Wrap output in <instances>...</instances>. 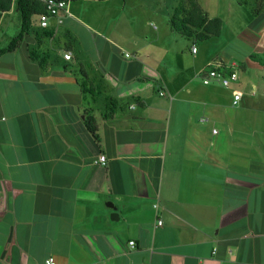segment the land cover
I'll return each mask as SVG.
<instances>
[{
    "label": "crops",
    "instance_id": "1",
    "mask_svg": "<svg viewBox=\"0 0 264 264\" xmlns=\"http://www.w3.org/2000/svg\"><path fill=\"white\" fill-rule=\"evenodd\" d=\"M66 1L0 57V264H264V101L223 133L195 121L200 105L225 114L210 64L244 71L232 96L264 92L247 76L264 77L263 13L223 23L251 51L227 65L169 26L127 22L129 0ZM18 20L19 33L20 14L3 16L0 44Z\"/></svg>",
    "mask_w": 264,
    "mask_h": 264
},
{
    "label": "rangeland",
    "instance_id": "2",
    "mask_svg": "<svg viewBox=\"0 0 264 264\" xmlns=\"http://www.w3.org/2000/svg\"><path fill=\"white\" fill-rule=\"evenodd\" d=\"M199 4L204 8L209 7V10L205 9V11H208L211 15L217 12V17L221 16L224 20L223 23H226V19H230L232 16L235 18V27L239 28V25H244L247 21L245 19L246 10L250 9V7L243 6L242 4L236 5L235 2L239 3L241 0H197ZM141 2V3H138ZM143 2V3H142ZM180 0H129V11H127L126 16H123L122 18L126 20L127 22L130 21V19L138 20V18H141L139 20L140 22H144L146 19L150 18L151 21H153V25L156 26V28L165 29L167 26H169V19L171 17L170 13L171 11H174V8L178 5ZM144 4V5H143ZM205 5V6H204ZM133 7V8H132ZM207 12V13H208ZM243 13V14H239ZM170 15V16H169ZM239 15V19H238ZM121 17V16H120ZM20 29V23L15 22V24L11 25V27L6 31L7 38L5 37V40L2 44H0V47L6 46L9 41L18 33ZM223 33L221 36H215L212 37L209 40L206 41H200L198 40V44L201 46L202 53L201 57H210L212 55V59L215 60V62H224L227 65H230L231 63L235 62L238 65H240L243 61L246 55L251 54V51L249 47L239 43L235 40V36H232L230 34V29L225 26H223ZM141 32V29L139 30ZM154 33L153 31H151ZM178 34V33H176ZM181 36V35H179ZM234 37V38H233ZM184 38V37H182ZM237 39V38H236ZM180 46L184 47L185 44H190L189 40L184 38L179 41ZM185 59H188V55L183 56ZM180 57H178L179 59ZM174 59V57H173ZM240 68V67H239ZM264 73V72H263ZM244 75V71L239 70V78ZM249 79H251L254 82H257L259 84L260 89H264V77L259 75V71L252 70L248 73ZM240 80V79H239ZM240 82V81H238ZM237 82V83H238ZM201 84L202 81H201ZM211 86V85H210ZM222 85H218L217 90L219 92H225L227 97V104H225V114L218 116L209 109H207V106L200 105L199 109L196 114L195 121L200 126H211V124L214 122L216 124V129L221 130L222 133L224 131V128L226 130L227 123L231 119H235L237 124L243 123L245 118H251V114L246 111H238L240 107H244L247 109V107H257L262 106L260 104L262 101H264V98H262L264 92L260 90L257 97L250 98L248 96H244L243 100L240 102V105L234 106L232 104V90L238 89L243 92L246 91V88L241 86H234L233 84L228 87H221ZM259 98H262L261 100H258ZM250 110V108H249ZM235 116V117H234ZM202 117L208 118L210 121L203 123L200 121ZM230 118V119H228ZM194 121V122H195ZM218 127V128H217ZM228 129V128H227ZM207 145L210 143V138L206 140ZM222 149H225V147H221ZM227 150V148L225 149Z\"/></svg>",
    "mask_w": 264,
    "mask_h": 264
},
{
    "label": "trees",
    "instance_id": "3",
    "mask_svg": "<svg viewBox=\"0 0 264 264\" xmlns=\"http://www.w3.org/2000/svg\"><path fill=\"white\" fill-rule=\"evenodd\" d=\"M239 3L245 6L248 5L255 16L263 13L260 23L264 24V0H241ZM12 9L20 14L21 30L6 46L0 47V57L6 53L15 51L23 43L31 30H33L34 18L46 12V7L40 0H0V22L3 16ZM169 27L173 32L188 40L206 41L212 37L221 35L223 21L221 18H210L207 11L204 10L197 0H180L171 14ZM49 33L47 31L46 35H49ZM29 51L32 59H40L35 56L32 49ZM251 58L264 67V51L262 53H252ZM41 59L42 65L44 56ZM239 70L241 69L239 68ZM87 125L89 130L98 137V124L94 115H88Z\"/></svg>",
    "mask_w": 264,
    "mask_h": 264
},
{
    "label": "built area",
    "instance_id": "4",
    "mask_svg": "<svg viewBox=\"0 0 264 264\" xmlns=\"http://www.w3.org/2000/svg\"><path fill=\"white\" fill-rule=\"evenodd\" d=\"M44 3L46 7V12L38 15L39 18V27L43 29L49 28V21L53 17H58L61 12L67 11V1L66 0H40ZM61 22V21H60ZM196 41V40H195ZM198 51L196 42L193 43L192 52L196 53ZM126 56H130V54H126ZM65 59L70 60L72 59V53L66 52L64 54ZM202 81L204 84L209 85L213 82H219L222 86L229 87L234 83L239 81V67L233 66H226L221 65L219 63L212 65L210 64L208 68L202 74ZM161 95L164 92L160 93ZM243 97V92L241 91H234L233 93V104L237 105ZM209 119L206 117L201 118V122L206 123ZM218 129L214 128L213 133L216 134ZM99 162L103 165H106V156L101 155L99 157ZM158 207V205H155ZM162 221H158V225H161ZM129 245L131 248H135L136 243L135 241H130ZM46 264H56L55 258L50 257Z\"/></svg>",
    "mask_w": 264,
    "mask_h": 264
},
{
    "label": "water",
    "instance_id": "5",
    "mask_svg": "<svg viewBox=\"0 0 264 264\" xmlns=\"http://www.w3.org/2000/svg\"><path fill=\"white\" fill-rule=\"evenodd\" d=\"M109 205L112 206L115 209V207L113 206V204H109ZM115 211H116V209H115ZM112 219H114V220H118L119 219V216H118V213L117 212H114L112 214Z\"/></svg>",
    "mask_w": 264,
    "mask_h": 264
}]
</instances>
